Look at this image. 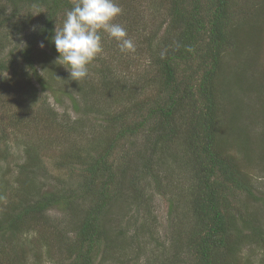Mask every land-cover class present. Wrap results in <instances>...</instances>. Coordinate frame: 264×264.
<instances>
[{
    "label": "trees",
    "instance_id": "1",
    "mask_svg": "<svg viewBox=\"0 0 264 264\" xmlns=\"http://www.w3.org/2000/svg\"><path fill=\"white\" fill-rule=\"evenodd\" d=\"M117 3L119 17L132 21L127 30L133 39L142 36L139 48L150 69L145 85L127 88L128 105L115 114L109 108L120 99L93 108L80 82L56 91L40 73L38 44L59 56L52 37L73 0H0V94L12 84L21 91L22 110L33 116L44 112L56 123L49 126L43 118L46 125L35 137L22 135L26 157L18 163L17 183L0 192V264H15L11 242L31 232L51 250L57 246L52 239L59 240L67 255L61 264H136L145 257L152 264H251L241 256L248 244L264 250V193L239 155L249 165L264 163V149L260 157L252 155L260 145L248 125L258 120L250 96L264 92V75L250 76L255 62L248 61L256 57L245 56L248 46L264 45V0H160L166 16L149 32L141 16L125 10V0ZM34 7L37 20L27 11ZM115 51L120 58V49ZM107 70L112 71L107 67L104 76ZM10 72L13 77L6 76ZM120 83L111 80L104 87L127 85ZM50 93L59 104H64L59 95L68 94L79 116L60 118L47 103ZM261 106L264 125V99ZM59 124L76 141L57 155L72 171L55 183L41 151L50 150L51 131ZM155 194L169 202L161 241L148 218H137L154 217Z\"/></svg>",
    "mask_w": 264,
    "mask_h": 264
},
{
    "label": "rangeland",
    "instance_id": "2",
    "mask_svg": "<svg viewBox=\"0 0 264 264\" xmlns=\"http://www.w3.org/2000/svg\"><path fill=\"white\" fill-rule=\"evenodd\" d=\"M125 10L133 11L136 15L141 16L142 22L144 25H146V28L148 29L146 32L151 31V29L157 28V26L164 21L165 13L164 10L161 8L160 0H125ZM27 11L33 14V19L37 20L39 11L34 8H27ZM26 12V11H25ZM144 17V18H142ZM65 17H63V20ZM62 21V20H61ZM128 22H132L131 20L124 21V18L117 17L115 20V23L120 24L127 32V37L132 40L134 44V50L132 51H125L122 52V55L120 58H118L119 55H117L115 50L119 49L117 43L110 39L108 36H105L106 43L102 41V47L103 51L90 63L88 66V72L89 75L86 79H83L80 81L81 88L80 89H86L90 93V103L92 104L93 108L98 107L100 105H103L104 103H109L111 100L114 99H120L119 105L110 106V110H112L115 114H117L120 111H124L126 106L128 105V102H126L127 99V88H130V85L133 83H137L138 85L143 86L145 85L146 78L144 77V74L147 72L149 67V57L146 56V53L143 55L140 52L139 47H144L142 41V36L137 37V41L133 39V34L130 35L129 31L127 30ZM63 23V22H62ZM135 23V22H134ZM143 23L138 26L143 27ZM62 26V24L60 25ZM137 27V26H134ZM144 28V29H146ZM136 33V32H134ZM104 35L106 33H103ZM107 44V45H104ZM38 49L36 51L39 52V55L37 58L38 67L40 68V73L43 74L46 78L51 81L52 85H54L55 90H60L62 87L67 90H71L72 83L76 80H72L70 78L69 71L65 68V66L60 65L59 63H56V60L58 56L56 54H52L49 52L45 47L41 48V44H38ZM115 46V48H113ZM258 47V46H257ZM249 51L245 53V56H250L251 54H255V60L250 59L248 61V64L255 62V65H250L249 67V74L250 76L254 77H262L261 75H264V45H260L258 48H253L251 46H248ZM7 52V51H5ZM253 52V53H252ZM128 61V62H127ZM246 61V59H245ZM45 66V71L42 68V65ZM130 63V66L128 64ZM21 66V65H20ZM110 66V69H112L111 72L107 70V76H104L105 74L102 73L106 70L107 67ZM25 68V66L20 67ZM21 69L20 72L22 74L21 85H25L28 83L27 75H24V70ZM6 76L13 77V72L8 73ZM24 76V77H23ZM32 84L35 85L37 88H40V85L38 81L32 76ZM121 81L120 84L127 83L126 87L118 86V88L110 89L104 87L105 83L108 81ZM261 81H259L260 83ZM31 84H29L30 86ZM118 85V84H117ZM2 86V85H1ZM69 86L71 88H69ZM259 86V84H258ZM12 87V84H11ZM10 87V88H11ZM32 87V86H31ZM10 88L8 91H10ZM28 88V87H27ZM264 89V88H262ZM4 93V91L1 92L0 97V192L3 189H7L11 186L16 185L15 178H17L18 172H19V165L18 163H23L25 160L26 155L24 154L25 151V141L22 137L23 133L32 132L29 137H35L36 131L38 129L43 130L44 121L43 118L48 120L50 125H54L56 127V123H52L51 119L48 116L44 115V112L40 113L39 116L33 114L28 115V111L22 110V105H20L21 96L19 92H15V89L11 88V95L8 96ZM262 95L260 96H250V102L255 103L252 107V110H255L254 117H258L257 121L254 123L248 124L250 126L251 134L250 137H252V140L256 142V145H260L258 149L255 150V153H252V155L257 158L260 157V154H263V143L262 140L263 134H264V125L262 124V115L263 110V99H264V92L261 91ZM73 93V92H71ZM154 93V94H153ZM57 94H62V92H57ZM152 97L155 95V90L151 91ZM49 97L47 99V103L54 107L56 112L60 114V118L62 115H70L72 117V121L76 117L79 116L78 113H75L73 108V103L71 102V99L68 94L65 95H59V98L62 99L64 104H59L52 93L48 94ZM77 95V94H76ZM125 100V101H123ZM39 107L44 105H40L38 103ZM35 108V107H34ZM254 112V111H253ZM24 115V119H20L18 117V114ZM96 113L91 114L92 121L95 123L96 120ZM32 117V118H31ZM33 119H39V121H34ZM22 121V123H20ZM24 121V122H23ZM47 121V122H48ZM28 124L26 126L25 123ZM257 123V124H256ZM255 124V125H254ZM87 132H89L88 127L86 128ZM54 134V139L52 144H48V152L41 151V154L43 155V159L45 161V166L48 169L50 173L56 177L55 183L59 177H68L70 176L71 169L66 168L67 166H63L61 164L60 156H57L58 154L65 153L69 150V145H71L73 142L76 141L75 135H70L66 133V136H64L63 128L61 127V124H59V127L57 129H52L51 131ZM38 135V134H37ZM59 141V142H56ZM82 144L86 145V141L84 136H82V140L80 141ZM48 143V142H47ZM56 151V152H55ZM235 152V150H234ZM6 155V158H3ZM240 159L244 160V171L246 170L253 179V182L255 186L264 193V163H254L249 165L247 161L245 160V157L243 154H240ZM249 161V160H248ZM251 163V161H249ZM40 180H45L41 175L38 178ZM53 181V179H51ZM54 182V181H53ZM4 183V184H3ZM9 193V192H8ZM3 202H8L7 195L2 198ZM252 208L255 210H261L260 205H255L253 203ZM168 207L169 202L166 197H163L161 195H154V204L153 208V216L154 217H145L144 215H140L137 218H139V222H143L146 220L148 223H150L151 226L157 229V235L160 238L161 241L165 234V229L168 226L167 222V214H168ZM1 211V206H0ZM50 215L52 217H55L56 211L53 210L50 212ZM260 217L262 219V224L264 226V214L260 213ZM135 218V220L137 219ZM128 219V218H127ZM133 219V218H132ZM131 220V222H134V219ZM51 236H53V233H51ZM22 238V237H21ZM19 238L18 240H15L11 242V246H16V249H13L12 252H14L11 257L15 261V264H61L65 262L64 258L67 257V255L64 253L63 248L61 245H59V240L52 239L54 242L57 243V246L53 248L52 250L49 249V246H44V242L40 240L39 237L34 234V232L31 233H25L23 238ZM154 243V242H153ZM152 243V244H153ZM151 247H154L152 245ZM39 249V255L35 253V250ZM155 252L157 251L156 248L153 249ZM134 253V251H133ZM242 260H249L251 264H264V250L260 247L257 248V246L254 245H245L242 253ZM22 259V260H21ZM242 261V262H243ZM4 262L6 260L4 259ZM111 264V263H110ZM120 264V263H116ZM128 264V263H127ZM131 264V263H130ZM136 264H152V261H148L147 257L141 258L139 262ZM154 264H156L154 262Z\"/></svg>",
    "mask_w": 264,
    "mask_h": 264
},
{
    "label": "clouds",
    "instance_id": "3",
    "mask_svg": "<svg viewBox=\"0 0 264 264\" xmlns=\"http://www.w3.org/2000/svg\"><path fill=\"white\" fill-rule=\"evenodd\" d=\"M122 14L117 0H73L62 26H56L52 42L70 78L80 82L89 75L88 66L103 51L102 33L114 40L120 51L134 50L126 30L115 20ZM41 48L45 47L43 42Z\"/></svg>",
    "mask_w": 264,
    "mask_h": 264
}]
</instances>
